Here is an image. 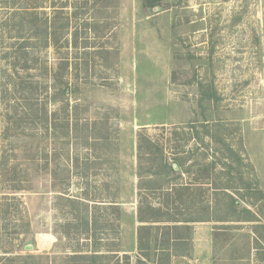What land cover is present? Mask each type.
<instances>
[{
  "label": "rangeland",
  "instance_id": "374dc122",
  "mask_svg": "<svg viewBox=\"0 0 264 264\" xmlns=\"http://www.w3.org/2000/svg\"><path fill=\"white\" fill-rule=\"evenodd\" d=\"M42 1L49 20L66 3ZM30 4L0 0V264H65L94 239L115 253L107 264H126V254L131 264H264V0H69L81 35L85 23L98 36L101 21L118 24L108 46L119 56L90 54L74 91L53 90L52 49L37 61L23 53L40 46L18 24ZM190 122L226 124L234 147L241 135L254 170L243 168L244 187L230 184L249 188L230 192L245 220H217L232 214L223 203L217 219L171 228L179 239L169 242L157 222L141 251L138 132Z\"/></svg>",
  "mask_w": 264,
  "mask_h": 264
},
{
  "label": "trees",
  "instance_id": "16d2710c",
  "mask_svg": "<svg viewBox=\"0 0 264 264\" xmlns=\"http://www.w3.org/2000/svg\"><path fill=\"white\" fill-rule=\"evenodd\" d=\"M145 1L151 7L157 6L159 2V0ZM30 3L29 12L18 19V24L23 28L27 27L30 30V39H35L37 41L35 44L38 43L40 46L23 45V48L27 50L23 53L26 56L31 54L37 61L41 51L53 50L55 65L51 68V72L48 66L46 67L47 73L51 75L53 90L78 89L82 83L78 81L83 78H80L79 74H88L90 69V54L119 56V47L108 46L111 38H117L116 16H111L110 21H101L106 35L98 36L97 32H90V26L88 27L90 23H85L87 27H84V35H81L79 32L81 24L77 19L79 14L70 12L69 0L54 9L50 20L45 15L42 0H30ZM113 8L116 10L118 5ZM71 26H74L73 31ZM93 30L95 29L92 28ZM101 37L106 38V43L101 41H99L100 45L95 43V40H100ZM92 39L94 40L91 41ZM65 125L68 126L69 122L67 121ZM226 128V124L216 127L215 124L197 125L190 122L173 128L162 126L161 130L154 134L148 133L146 127L138 132V221L144 223L138 230L139 250L151 249L149 239L144 238L143 232L146 229L152 235L154 233L152 224L165 222L163 229L168 230L167 241L176 240L179 239L178 236L170 237L171 228L175 231L178 229L188 231L189 225L194 221L217 219L213 213L220 209L223 203L226 208L233 209L232 214L217 220H245L234 215L241 203L239 195L236 196L230 191L238 192L240 189L250 187L243 188L248 182L245 179L248 172H245L243 168L246 167L252 171L254 166L247 161L240 131L238 146L234 147ZM70 132L71 128L68 126L67 136ZM190 142L193 143V147H188ZM184 173H188L190 181L198 186L192 187L193 182L180 181L183 180ZM234 181H239L243 187L230 185ZM204 184L215 187L204 189L202 188ZM241 195L246 197L244 193ZM69 199L73 201L72 198ZM76 200L84 202L81 198ZM109 202L107 206L104 204L106 208L117 206L115 201ZM94 205L96 208L101 207V204ZM197 209L203 211V215ZM103 244L102 240L94 239L92 243H89L92 246L90 249L71 250V253L65 256V264H107V260L115 253ZM126 259V264H131L127 254ZM140 263H143L142 258L139 259L138 264Z\"/></svg>",
  "mask_w": 264,
  "mask_h": 264
}]
</instances>
